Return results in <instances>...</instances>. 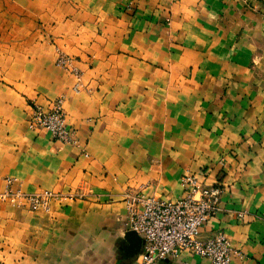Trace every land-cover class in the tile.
<instances>
[{"label":"crops","instance_id":"crops-1","mask_svg":"<svg viewBox=\"0 0 264 264\" xmlns=\"http://www.w3.org/2000/svg\"><path fill=\"white\" fill-rule=\"evenodd\" d=\"M0 4L53 34L56 47L30 48L46 65L19 91L46 108L63 97L77 140L31 131L22 106L0 136V195L11 179L13 191L84 196L50 212L0 198V264H133L124 192L177 200L187 174L223 191L203 237L223 232L232 264H264V0ZM56 48L76 60L79 93ZM158 264L209 262L182 252Z\"/></svg>","mask_w":264,"mask_h":264},{"label":"built area","instance_id":"built-area-1","mask_svg":"<svg viewBox=\"0 0 264 264\" xmlns=\"http://www.w3.org/2000/svg\"><path fill=\"white\" fill-rule=\"evenodd\" d=\"M56 66L75 79L73 91L83 90L82 73L76 60L59 53ZM31 131H48L52 137L68 145H77L76 131L69 127L65 111V99L60 97L47 108L33 105L29 116ZM224 166V162L221 161ZM8 180L7 191L0 195L2 200L11 198L19 206L28 205L34 210L50 212L52 205L64 206L82 199L79 193H57L42 191L24 193L13 191ZM184 195L177 200H166L140 193H126L124 201L129 217L130 230L143 240V249L133 264H158L160 261L174 259L182 252L206 259L209 264H232L235 250L231 240L223 233L203 237L202 228L218 211L222 189L208 186L193 174L181 178Z\"/></svg>","mask_w":264,"mask_h":264},{"label":"rangeland","instance_id":"rangeland-1","mask_svg":"<svg viewBox=\"0 0 264 264\" xmlns=\"http://www.w3.org/2000/svg\"><path fill=\"white\" fill-rule=\"evenodd\" d=\"M21 10L12 9L10 5L0 4V136L8 135L10 127L23 118L22 106L32 108V99L25 92H20L18 84L24 81L35 84L38 77L32 74L46 65L45 54L38 48L47 43V48L56 47L53 34L46 30L40 19H35L34 25L26 26ZM36 33V34H35ZM35 34V35H34ZM33 35V36H32ZM29 37L30 39H26ZM4 38V39H3ZM7 38V39H6ZM6 39V40H5ZM9 40V41H8ZM30 40V41H26ZM26 44L24 45V42ZM26 46V47H25ZM26 51L25 54H23ZM57 55L60 52L56 48ZM42 59V60H40ZM13 93L16 95L14 96ZM16 97V98H15ZM9 130V135L12 133ZM131 189L124 193H132Z\"/></svg>","mask_w":264,"mask_h":264},{"label":"water","instance_id":"water-1","mask_svg":"<svg viewBox=\"0 0 264 264\" xmlns=\"http://www.w3.org/2000/svg\"><path fill=\"white\" fill-rule=\"evenodd\" d=\"M126 240L130 242H134L137 240V243H135L133 249H131L127 254L124 255V260L128 261H134L139 256L141 249H142V240L141 238H136V233L131 231L126 235Z\"/></svg>","mask_w":264,"mask_h":264}]
</instances>
